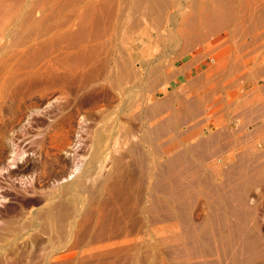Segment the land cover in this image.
<instances>
[{"label": "rangeland", "instance_id": "1", "mask_svg": "<svg viewBox=\"0 0 264 264\" xmlns=\"http://www.w3.org/2000/svg\"><path fill=\"white\" fill-rule=\"evenodd\" d=\"M1 1L0 264H13L15 249H48L59 254L56 264L74 262V253L84 264H229L218 194L233 165L243 168L235 178L247 179V222L255 209L264 239V181L250 180L253 170L264 173V135L256 133L264 125V0ZM218 3L236 18L207 38L202 17ZM188 33L197 48L183 56ZM224 87L230 103L242 106L238 113L226 105ZM196 106L202 114L193 118ZM218 115L235 133L210 155L200 142L216 131ZM168 121L176 133L153 131ZM194 125L200 130L185 135ZM171 158L176 168L168 169ZM154 174L178 191L154 192ZM210 219L211 256L202 248ZM255 255L240 251L236 259L264 264V250Z\"/></svg>", "mask_w": 264, "mask_h": 264}, {"label": "bare ground", "instance_id": "2", "mask_svg": "<svg viewBox=\"0 0 264 264\" xmlns=\"http://www.w3.org/2000/svg\"><path fill=\"white\" fill-rule=\"evenodd\" d=\"M3 1V0H2ZM1 1V2H2ZM10 1H12V0H10ZM156 1V0H155ZM158 2H160V1H162V0H157ZM168 1V0H167ZM223 1V0H222ZM221 1V2H222ZM8 2V1H7ZM142 2V1H141ZM166 2V1H165ZM228 2V1H227ZM224 3V5L225 4H228V3H230V2H232V1H229L228 3ZM18 3V2H17ZM209 3V2H208ZM216 3V2H215ZM168 4V3H167ZM199 4V3H198ZM256 4V3H255ZM216 5V4H215ZM223 4L222 3H218L217 5H216V7L215 8H208L207 10H206V12L204 13V16L202 17V18H204L205 20H203L202 22H203V27H201V28H206L205 29V31H206V33H205V35H207V32L209 33V36L210 37H207V38H211V37H213V33H214V29L216 28V27H218V25L220 24V25H222V24H224L225 23V25H226V23H228V22H230V23H232V22H234V20H235V16H234V14H231V12H230V15L228 16V14L229 13H227V11H226V9H225V13H226V15L224 14V9H223V6H222ZM213 6V5H212ZM227 5H225L224 7H226ZM3 7V6H2ZM228 7V6H227ZM231 7V6H230ZM0 8H1V5H0ZM163 8V7H162ZM166 8V7H165ZM229 9V8H228ZM164 10V9H163ZM200 10V9H199ZM235 13V12H234ZM157 16V15H156ZM99 17H100V15H99ZM196 17V16H195ZM229 17V18H228ZM199 19V18H198ZM186 21V20H185ZM187 22V21H186ZM190 22V21H189ZM191 24H194L193 22H191ZM192 26V25H191ZM201 26H202V23H201ZM187 27V26H186ZM189 27H190V24H189ZM193 27H195V25H193ZM200 28V27H199ZM186 29H189V28H186ZM214 30V31H213ZM187 31H189V30H187ZM187 31H186V33H187ZM191 31V30H190ZM192 32H193V30H192ZM189 34V33H188ZM202 34V33H201ZM219 34H220V32H219ZM215 35H216V33H215ZM214 35V36H215ZM189 36V38L186 36V38H185V42H184V45H183V48H182V54H183V56H184V54L185 53H188V52H190V51H195V49L197 48V47H195L196 45H195V43L197 44L198 42H196V41H193V40H191V34H189L188 35ZM197 37H198V39L200 40L201 38V36H200V32H199V34H198V32H197ZM203 38V37H202ZM93 40V39H92ZM198 40V41H199ZM203 40V39H202ZM202 40H200L201 42H202ZM192 42H194V43H192ZM199 46V45H198ZM84 51H86V49H83V52L82 53H84ZM87 52V51H86ZM85 55V54H84ZM234 73V72H233ZM248 73V72H247ZM234 74H236V72L234 73ZM234 74H232V72H230V74H228L229 76H232V77H234L233 75ZM152 75V74H151ZM247 75V74H246ZM228 76V77H229ZM245 76V75H244ZM243 76V77H244ZM155 77V76H154ZM248 77V76H247ZM230 78V77H229ZM229 78H228V80H229ZM246 78V77H245ZM149 80H151L150 78H149ZM157 80V79H156ZM153 81V80H152ZM152 81H150V82H152ZM154 82V81H153ZM152 82V83H153ZM231 85H232V83L229 85L230 87H231ZM228 86V85H227ZM239 86H240V89H243L244 88V83L242 82V83H240L239 84ZM229 87V88H230ZM226 88H228V87H226ZM225 87L223 88L224 90H226L225 91V100L227 101V103H226V105L228 106L229 104H230V106H232V107H230V108H233V109H236L235 107H237L236 106V104L234 105V104H232V103H230V97L232 96L233 97V95H231V92H230V90H229V88H228V90L226 89ZM233 88V87H232ZM118 93V92H117ZM224 93V92H223ZM120 94V93H119ZM239 95V94H238ZM243 96V95H242ZM242 96L241 97H239V98H242ZM228 98H230V99H228ZM145 99V98H144ZM224 99V98H223ZM238 99V98H237ZM234 100V99H233ZM248 100V99H247ZM235 101V100H234ZM160 102V101H159ZM158 101L157 102H155V104L154 105H152L153 106V108H156L157 106H158V103H159ZM233 102V101H232ZM238 102V101H237ZM144 104V101H143V103L141 104V105H143ZM162 104V103H161ZM195 104V103H194ZM232 104V105H231ZM238 104H239V102H238ZM224 105H225V103H224ZM234 105V106H233ZM246 105V104H245ZM139 106V105H138ZM152 106H151V109L153 110V108H152ZM243 106H244V104H243ZM142 107V106H141ZM164 107V106H163ZM239 108L240 107H242V106H238ZM238 107H237V109L236 110H234V111H236L237 112V110H239L238 109ZM138 108H140V107H138ZM228 109H230L229 107H227ZM245 108V107H244ZM243 108V109H244ZM140 109H142V108H140ZM242 109V110H243ZM138 110V109H137ZM156 110V109H155ZM191 110H192V108H191ZM232 110V109H231ZM249 110V109H248ZM247 110V111H248ZM141 111V110H140ZM154 111V110H153ZM216 111H219V108H217V109H214V110H209V117L208 118H206V119H210V117H213L215 114H213L214 112L216 113ZM226 111V110H225ZM224 111V112H225ZM257 111V110H256ZM147 112V111H146ZM150 112L152 113V111L150 110ZM194 112V113H193ZM223 112V113H224ZM230 112H232V111H230ZM240 112V111H239ZM253 112V111H252ZM252 112H250V113H252ZM154 114L153 115H155L156 113L155 112H153ZM219 113V112H218ZM238 113V112H237ZM254 114H256L255 112H253ZM258 113V112H257ZM143 114V113H142ZM202 114V112H201V110H200V108L199 107H194L193 108V111H192V116H193V118H195V116H197V115H201ZM221 114V113H220ZM232 114L234 115L235 113H233L232 112ZM231 114V115H232ZM259 114V113H258ZM160 115V114H159ZM173 115V114H172ZM241 115H243V112H242V114ZM252 114H250V116H251ZM152 116V115H151ZM182 116V115H181ZM185 116V115H184ZM221 116V115H220ZM219 115L218 116H216V117H214V120H215V124L217 125V129H216V131L214 132V133H210L208 136V138L205 140V141H202V142H200V144H201V146H203V147H205L207 150H210V155H212V152H211V150L213 149H217L216 151H218V147L220 146V148H221V145H220V141L221 140H223V138H226V137H228V136H230V137H232V134L233 133H235V130H234V132L231 134V131H229L230 129H228L229 128V125H225V126H220V122H222L224 119H221V117H220ZM228 116V115H227ZM230 116V115H229ZM239 116V115H238ZM253 116V115H252ZM173 117H174V115H173ZM218 117H220V119L218 118ZM224 116H222V118H223ZM230 117H232V116H230ZM229 117V118H230ZM240 117H242V116H240ZM243 117H244V119L246 118V116H244L243 115ZM242 117V118H243ZM249 117V116H248ZM247 117V119H249V118H251V117H249L248 118ZM149 118V117H148ZM148 118H147V120H148ZM153 118V117H152ZM175 118V117H174ZM176 118H178V117H176ZM186 118V117H185ZM187 118H189V116L187 117ZM228 118V117H227ZM233 118V117H232ZM234 118H235V116H234ZM150 119V118H149ZM205 119V118H204ZM146 120V119H145ZM146 120V121H147ZM154 120V119H153ZM185 120V119H184ZM193 120V119H192ZM211 120V119H210ZM227 120H229V119H227ZM230 120H233V119H231L230 118ZM246 120V119H245ZM257 120V119H256ZM172 121V120H171ZM178 121V120H177ZM180 121V120H179ZM207 121V120H206ZM155 122V121H154ZM169 122V121H168ZM166 122L165 124H160V125H158L157 124V126H155V128L153 127L152 129H153V131L155 132V133H158V134H160V131L161 130H172L173 132H175V127L173 128V129H171L170 127L172 126V124H173V122L174 123H176V121L174 120L173 122ZM181 122H182V120H181ZM184 122V121H183ZM234 122V121H233ZM235 122H236V120H235ZM244 122V121H243ZM191 123L193 124L194 122H192L191 121ZM223 123V122H222ZM225 123V122H224ZM230 123V122H229ZM155 124V123H154ZM180 124V123H179ZM191 124V125H192ZM196 125H197V123H195ZM175 125H177V123L175 124ZM241 125V124H240ZM246 125H247V123H246ZM195 126V125H194ZM197 126H195V127H193L192 126V128H191V126H190V129H187V127L185 128H183V130H184V132H185V135H187V133L186 132H188L189 130H190V132H192V133H196L197 132V129H199V127L198 128H196ZM212 127V126H211ZM214 127V126H213ZM182 128V127H181ZM208 128V127H207ZM210 128V127H209ZM241 128V127H240ZM243 128V127H242ZM245 128H248V125H247V127L245 126L244 127V129ZM147 129V128H146ZM149 129H151V128H149ZM152 129H151V131H152ZM177 129V128H176ZM180 129V128H179ZM215 129V128H214ZM259 129V131H257L256 133H258V132H261V136L262 135H264V125H263V128H261V131H260V128H258ZM170 130L169 131H167V132H169L170 133ZM182 130V129H181ZM200 130V129H199ZM213 130V129H212ZM238 130V129H237ZM240 130H242V129H240ZM152 131V132H153ZM163 132V131H161V134H163V133H167V132ZM243 131V130H242ZM246 131V130H245ZM249 130H247V132H248ZM163 132V133H162ZM181 132V131H180ZM184 132H182V133H184ZM247 132H245L246 134H247ZM151 133V132H150ZM172 133V132H171ZM176 133V132H175ZM179 133V132H178ZM181 133V136L183 135ZM189 133V132H188ZM239 133H241L240 131H239ZM255 133V134H256ZM200 134H201V131H200ZM237 134V133H236ZM259 134V133H258ZM258 134H257V137H259L258 136ZM153 135H155V134H153ZM177 135H179V134H177ZM189 135V134H188ZM187 135V136H188ZM260 135V134H259ZM145 136H147V135H145ZM151 136H152V134H151ZM155 136H157V135H155ZM155 136H153V137H155ZM161 136V135H160ZM189 136H191V134L189 135ZM202 136V135H201ZM235 136V135H234ZM153 137H151L152 139H153ZM185 139H186V141H187V138H186V136H183ZM182 137V138H183ZM193 137V136H192ZM192 137H190V138H192ZM256 137V138H257ZM146 138V137H145ZM157 138V137H156ZM160 138V137H159ZM163 138V137H162ZM181 138V137H180ZM240 138V137H239ZM238 138V139H239ZM260 138V137H259ZM173 139V138H172ZM236 139V138H235ZM246 139V138H245ZM245 139H244V141H245ZM144 140V139H143ZM149 140H151V139H149L148 138V140L147 141H149ZM155 140V139H154ZM160 140V139H159ZM168 139H166V141H167ZM184 140V139H183ZM153 141V140H152ZM151 141V142H152ZM170 141V140H169ZM182 141V140H181ZM239 141V140H238ZM242 141V139L240 140V142ZM146 141H144V143H145ZM151 142H150V144H151ZM224 142V141H223ZM149 143V142H148ZM157 143V142H156ZM169 143V142H168ZM225 143V142H224ZM233 143H235V142H233ZM250 143V142H249ZM140 144V143H139ZM153 145H155L154 144V142L152 143ZM163 144V143H162ZM223 144V143H222ZM242 144V143H241ZM248 144V143H247ZM157 145H160L159 143H157ZM156 145V147H158ZM225 145V144H224ZM246 145V144H245ZM150 146H152V145H150ZM197 146H199V145H197ZM164 147V146H163ZM171 147H172V145H171ZM174 147V146H173ZM158 148H162V146H160V147H158ZM166 148V147H165ZM219 148V149H220ZM156 149V148H155ZM159 149V150H160ZM247 149H248V147H247ZM164 149L162 148V151H163ZM201 150H202V148H201ZM223 150V149H222ZM130 151L132 152V153H135V156L137 155V157H138V159H141V155H140V150H139V145H137V144H133L132 143V146H131V148H130ZM143 151V150H142ZM149 151H150V149H149ZM152 151H153V149H152ZM161 151V150H160ZM204 151V150H203ZM129 152V151H128ZM156 152V151H155ZM214 152V151H213ZM220 152V151H219ZM152 153V152H151ZM157 153V152H156ZM156 153H155V155H156ZM217 153V152H216ZM227 153V152H226ZM130 154V153H129ZM143 154V153H142ZM165 154V153H164ZM204 154V153H203ZM215 154V153H214ZM150 155V154H149ZM158 155V154H157ZM176 155V154H175ZM201 156H202V154H200ZM230 155H232V154H229V156ZM147 156V155H146ZM152 156V155H151ZM159 156V155H158ZM157 156V157H158ZM221 156V155H220ZM240 156V155H239ZM244 155H242V157H243ZM144 157V156H143ZM156 157V158H157ZM185 157V156H184ZM204 157V156H203ZM216 157V156H215ZM232 157V156H231ZM150 158H152V157H150ZM160 158V157H159ZM217 158V157H216ZM232 158H235V157H232ZM251 158V157H250ZM176 159V158H175ZM185 159V158H184ZM141 160H143V159H141ZM151 160V159H150ZM155 160V159H154ZM179 160H181V159H178V161ZM188 160V159H187ZM241 160V159H240ZM243 160V159H242ZM250 160V159H249ZM156 161V160H155ZM190 161V160H189ZM219 161V160H218ZM221 161V160H220ZM154 162V161H153ZM175 162V160L174 159H169L168 160V162H167V167H168V169L171 167V166H173V164L176 166V164L174 163ZM179 162H181V161H179ZM205 162V161H204ZM208 162V161H207ZM141 163V162H140ZM150 163V162H149ZM166 163V162H165ZM177 163V162H176ZM242 163V162H241ZM157 164V163H156ZM142 165V164H141ZM246 165V164H245ZM155 166H157V165H155ZM175 166H173L174 168H176ZM238 166V165H237ZM148 167V166H147ZM191 167H192V163H191ZM75 169L73 170V172L72 173H74V172H76V170H78V167H74ZM146 168V167H145ZM157 168V167H156ZM163 168H164V166H163ZM162 168V169H163ZM172 168V167H171ZM170 168V169H171ZM239 168V167H238ZM142 169H144L143 167H142ZM154 169V168H153ZM165 169V172H167V171H169V170H166V168H164ZM175 170V169H174ZM173 170V171H174ZM243 171V168L242 169H240L239 171H237V167L235 166L234 167V165L233 166H231L230 168H229V170H227L226 171V174H228V178H227V183L225 184V186H224V188L223 189H221V193L220 194H218V196L220 195V197H221V201H222V206H223V216L221 215V217L222 218H218L219 220L217 221V223H219V225H220V227H221V229H222V234H220L221 236V245H222V248L221 249H223V248H226L227 250H224V254L226 255H228V256H230V262H229V264H244L243 262H241V259H240V262H238L237 261V259H236V257H237V254H238V252H240V251H243L244 253H247V254H249V256H250V258H254L256 255V253H258L260 250H264V239L260 236V234H259V232H258V229H257V225H256V219H255V217H254V214H255V209H253V223L251 224V225H249L248 224V222H247V216L249 215V213L251 212H249V210L248 211H245V210H243L242 208H245V205H246V201H245V194H246V190H244L243 189V187L245 186V182H246V180H245V178H244V180H245V182H243V179H240V177L239 178H235V174L236 173H238V172H240V171ZM155 171V170H154ZM160 171H164V170H160ZM245 171V170H244ZM246 171H247V169H246ZM158 172H159V169H158ZM158 172H156V173H158ZM169 172H171V170L169 171ZM168 172V173H169ZM189 172V171H188ZM187 172V173H188ZM155 173V172H154ZM166 174V175H169V174ZM248 173V172H247ZM246 172H244V175L245 174H247ZM159 174H161L160 172H159ZM163 174H164V172H163ZM243 174V173H242ZM162 175V174H161ZM241 175V173L239 174L238 173V176H240ZM250 175H252V174H250ZM156 176H157V178H156ZM164 176V178L166 177L165 175H163ZM163 176H161V177H159L158 176V174L156 175V174H154V180H153V184H154V192L156 191L155 190V188L156 189H158V190H163V191H165V189H167L166 190V194H167V191L169 190V191H172V192H174V191H178V189L176 190L175 188H174V190L172 189V188H168V186H171L170 184H168V185H166L167 184V181L168 180H170L171 181V179H168V178H170V176H167L168 178H166V179H168L166 182H164L163 180H165L164 178H163ZM173 176V175H172ZM171 176V178H173ZM237 176V175H236ZM247 176H249V175H247ZM246 176V177H247ZM72 177V175H70V178ZM180 177V176H179ZM193 177V176H192ZM245 177V176H244ZM258 177H260L263 181H264V173H261L260 171H255V170H253V179H250V180H255V179H257ZM175 178V177H174ZM198 179V178H197ZM189 180V179H188ZM188 180H187V183H189L188 182ZM239 180H241V181H239ZM169 181V182H170ZM196 181V180H195ZM173 182V181H172ZM166 183V184H165ZM176 183V182H175ZM141 184V183H140ZM177 184V183H176ZM176 188H179V186L177 187L176 186ZM171 189V190H170ZM152 190V191H153ZM158 190H157V192H158ZM181 190V189H180ZM184 192V191H183ZM162 193H164V192H162ZM169 193V192H168ZM176 193V192H175ZM209 193V192H208ZM158 194V193H157ZM165 194V195H166ZM171 194V193H170ZM170 194H168V195H170ZM162 195V194H161ZM164 195V194H163ZM164 195V196H165ZM175 194H173V195H171L172 197L174 196ZM181 195V194H180ZM209 196V195H208ZM143 197V196H142ZM172 197H165V198H167V200H168V202H169V198H172ZM178 197V196H177ZM180 197H182V196H180ZM186 197V196H185ZM183 198H184V196H183ZM182 198V199H183ZM153 199V198H152ZM174 199V198H173ZM172 199V200H173ZM176 199V198H175ZM181 198H179V200H180ZM182 199H181V202H183L182 201ZM172 200H170V201H172ZM178 200V201H179ZM175 201V200H174ZM214 201H216V200H214ZM173 202V201H172ZM171 202V203H172ZM175 202H177V201H175ZM174 202V203H175ZM219 202V201H218ZM232 202H234L236 205H234V206H237L236 208H234L233 207V205L231 206V204H232ZM158 203V202H157ZM170 203V202H169ZM172 204V206H174L175 204ZM178 203H180V202H177L176 204L178 205ZM214 203V202H213ZM156 205V204H155ZM166 205V204H165ZM176 205V207H178ZM183 205H185L184 203H180V205H179V207L181 206V207H183L184 208V206ZM156 206H160L161 207V205H159V203H158V205H156ZM186 206V205H185ZM176 207H173L174 208V210H176L175 208ZM247 207V206H246ZM154 208V210H156L155 209V207H153ZM157 208V207H156ZM162 209H161V212H162V210H163V207H161ZM187 208V207H186ZM234 208V209H233ZM238 208H240V209H238ZM178 209V208H177ZM246 209V208H245ZM183 210V209H182ZM185 210V209H184ZM60 211V210H59ZM69 211V210H68ZM217 211V210H216ZM51 212V211H50ZM177 213H178V211H176ZM181 212V211H180ZM52 213V212H51ZM154 213V212H153ZM176 213V214H177ZM182 213V215H183V211L181 212ZM180 213V214H181ZM54 215H57V214H55V212L53 213ZM53 214H50V215H53ZM59 214V213H58ZM139 214V213H138ZM68 215V214H67ZM171 213H170V215H169V217L171 218ZM256 215V214H255ZM57 216H59V219L60 218H62L60 215H57ZM56 216V217H57ZM173 216H174V214H173ZM177 216H179L178 214L176 215V217ZM55 217V216H54ZM180 217V216H179ZM179 217H178V221H180L181 222V220H179ZM181 217H184V216H181ZM180 217V218H181ZM173 218V217H172ZM171 218V219H172ZM52 219V218H51ZM63 219V218H62ZM169 219V218H168ZM170 219V221H172ZM175 219V218H174ZM183 219V218H182ZM176 221V220H175ZM182 221H184V220H182ZM213 221L214 220H212V219H210L209 221H207L208 223H207V225L206 226H208L209 228H208V231H206L207 233H204L201 229V231L205 234L204 236H205V244H203V246H202V248H204L205 250H206V252H207V255L209 254V256H211L213 253H212V249L211 248H213L212 247V243H210V241H209V230H211V227H212V224H213ZM249 221V220H248ZM167 222V221H166ZM215 222H216V220H215ZM50 223V222H49ZM62 225V224H61ZM63 226V225H62ZM204 230H206V228L204 229ZM219 230V229H218ZM191 231V230H190ZM199 231V230H198ZM64 232V231H63ZM192 232V231H191ZM196 232V231H195ZM60 234V233H59ZM106 234V233H105ZM187 238H188V236H187ZM199 238H201V237H199ZM191 239H194V236H193V238H191ZM195 240V239H194ZM187 241H189L188 239H187ZM202 241V240H201ZM240 241V242H239ZM193 243H194V241H193ZM204 243V242H203ZM190 244H191V242H190ZM194 244H197V243H194ZM189 245V244H188ZM192 245V244H191ZM205 245V246H204ZM197 245H194V247H196ZM244 247V249H241V247ZM186 247V246H185ZM194 247H192L191 248V246H190V249H197L198 247H196V248H194ZM207 248V249H206ZM188 249V248H187ZM200 249H201V247H200ZM232 249H237L236 251H234V250H232ZM48 250V249H47ZM47 250H45V249H34L33 251L30 249L29 251H27L26 250V252L25 251H19L18 249L16 250L15 249V253H13L14 254V256H13V258H14V263L13 264H56L57 263V260L59 259V254H53L52 252L50 253L49 251H47ZM189 250V249H188ZM187 250V251H188ZM14 251V250H13ZM76 252V251H75ZM189 253L188 254H190L191 256H193V252L192 251H188ZM205 252V251H204ZM262 252V251H261ZM74 252H72V253H70L69 252V254H73ZM195 254V253H194ZM197 254V253H196ZM199 254V253H198ZM197 254V255H198ZM241 254H243V253H241ZM262 254V253H261ZM225 255H224V257H225ZM255 255V256H254ZM78 256V255H77ZM76 255H75V253L73 254V255H71V257L70 258H76L75 259V261L74 262H69L68 264H84L82 261H84V260H82L83 259V257H82V261L81 260H79V258L77 257ZM196 256V255H195ZM226 258V257H225ZM228 258V257H227ZM256 258V257H255ZM84 259H85V257H84ZM257 259H255V261H256ZM254 260H253V262H255ZM3 262V261H2ZM10 262H12V261H10ZM104 262V261H103ZM252 262V263H253ZM6 263V262H5ZM186 264V263H185ZM191 264V263H190ZM198 264H215V262L214 261H208V262H204V263H198ZM248 264V263H247Z\"/></svg>", "mask_w": 264, "mask_h": 264}]
</instances>
